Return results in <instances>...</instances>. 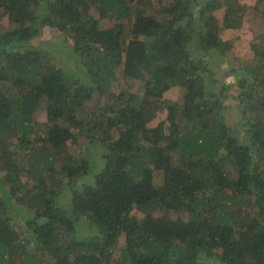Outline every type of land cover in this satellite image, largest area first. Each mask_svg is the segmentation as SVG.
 Listing matches in <instances>:
<instances>
[{
    "label": "trees",
    "instance_id": "trees-1",
    "mask_svg": "<svg viewBox=\"0 0 264 264\" xmlns=\"http://www.w3.org/2000/svg\"><path fill=\"white\" fill-rule=\"evenodd\" d=\"M237 2L0 0V264H264V34L239 76L221 37ZM44 28L74 68L38 46ZM231 98L241 131L221 115ZM78 140L103 165L76 185Z\"/></svg>",
    "mask_w": 264,
    "mask_h": 264
},
{
    "label": "rangeland",
    "instance_id": "rangeland-1",
    "mask_svg": "<svg viewBox=\"0 0 264 264\" xmlns=\"http://www.w3.org/2000/svg\"><path fill=\"white\" fill-rule=\"evenodd\" d=\"M168 0H153V4L155 5V8L157 9V12H160L162 10V6H164L163 3H166ZM239 2V3H238ZM237 6L242 7V13L244 15L243 23L240 27L232 28V29H225L221 32V37L224 40H231L234 42V48L229 53L228 58H235V63H231L235 68H238L239 71L238 74L240 76L241 71L240 68L242 67V63L246 61H251L253 58V53L250 48V44L253 40L258 38L260 35L264 34V19L261 15L257 14V5L259 0H238ZM264 0H260V3L262 5L260 6V10L264 11ZM256 8V9H255ZM253 20V21H252ZM131 24L126 25V30H129L131 27ZM8 28V19L7 17H4L2 21L0 22V31L5 32ZM38 46L43 48L44 50L48 51L50 53V56L54 58V62L57 66H63L65 69L69 71L70 68L75 67V63L69 58L67 54H69V49H67V54L64 53L66 51V43L64 41V38L60 34V32L54 28H44L41 32V35L38 39ZM228 65V64H227ZM230 66V65H229ZM230 68L232 66H222L221 72L219 73L218 78L223 79L226 83H233L234 78L230 76ZM237 74V76H238ZM233 92L236 94L239 90L237 89V86H233ZM181 90L179 88H172L170 92H168L165 96V99L168 100H176L181 97ZM238 100L235 98H231L226 101L224 109L221 111V115L224 116L231 128L234 129V127L238 130H242L240 128L243 125V119L242 118V112L240 111V108L237 105ZM38 114L41 115L40 120L44 119L46 117V109L43 107L42 110L38 112ZM165 117V113H159L157 120H155L153 123L157 124L159 123L163 118ZM117 135V134H116ZM87 144V143H86ZM83 142L74 141L68 143V150L69 152L75 157V158H83L88 157L90 160V169L89 174L87 177H81L80 180H77L76 185L82 184L83 182L87 180H92L95 173L99 172L101 169L103 162L100 159V151L101 147L99 146H89L86 145ZM25 178H28V176L24 175L22 178L25 180ZM67 180L64 179V183L66 184ZM163 181V173L157 172L155 176V183L157 185L162 184ZM67 199H65L66 201ZM19 204V203H18ZM162 212L158 211L156 212V216L161 215ZM13 218L15 223L20 227L21 232L24 234L27 230H25V224L24 221L19 217L16 218V213L12 212ZM134 216H137L138 218H142V215L139 214V212L134 211ZM171 217L173 219H177V217H182L183 219H188V214L185 212L184 209L179 212H172ZM121 244H123L124 238H121ZM18 261V260H17ZM19 264V262H18Z\"/></svg>",
    "mask_w": 264,
    "mask_h": 264
}]
</instances>
